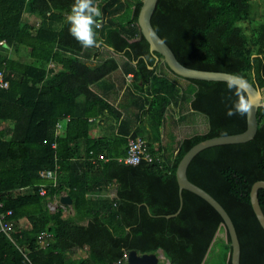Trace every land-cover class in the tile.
Here are the masks:
<instances>
[{
    "label": "trees",
    "instance_id": "1",
    "mask_svg": "<svg viewBox=\"0 0 264 264\" xmlns=\"http://www.w3.org/2000/svg\"><path fill=\"white\" fill-rule=\"evenodd\" d=\"M260 1L264 4V0H159L152 25L183 65L244 77L262 90L264 101V8L261 17L254 18ZM73 3L0 0V41L5 40L7 47L28 46L33 58L42 63L53 59L63 66L47 75L32 64L0 58V70L10 80V87L0 90V125L5 122L12 129L6 137L0 128V211L12 210L10 219L15 222L10 234L0 232V264H117L131 250L162 251L170 264H232L226 259L232 251L230 236L217 239L224 220L205 199L183 190L180 212L168 216L181 207L176 176L181 159L201 141L244 132L247 114L227 113L241 95L248 100L247 93L233 83L173 73L160 54L150 51L141 33L138 17L143 0H96L102 26L95 29V57L103 48L122 55L127 60L125 70L134 73L135 85L141 82L150 88L144 99L135 96V119L142 122L134 126L133 120L123 118L119 108L92 89L119 64L114 57L95 65L80 58L85 48L69 34L67 22ZM25 12L41 18L35 34L22 21ZM55 18L64 22L63 27L51 24ZM251 44L255 49L249 55ZM7 47L0 45L3 50ZM186 103L192 112L206 116L207 131L180 140L171 135L163 141L167 114L174 106L183 111ZM102 117L117 122L118 127L113 125L117 133L90 137L94 123L89 119ZM257 118L258 131L252 140L208 147L187 170L189 180L230 215L241 245V264H264V229L250 198L253 184L264 181V106ZM63 127L65 134L58 135ZM138 137L146 141L147 153L154 159L149 162L143 157L136 165L120 160L127 155L129 140ZM98 155L108 160H90ZM56 168L59 184L48 195L68 188L74 215L65 216L62 208L50 213L37 188L27 195L15 193L42 182V170ZM111 186L116 190L114 200L88 197ZM258 197L264 212V189H259ZM22 218L29 219L30 229H20ZM41 233L54 238L44 248L38 242ZM220 241L223 252L216 256L214 246ZM21 247L30 262L24 261ZM74 250L78 258L72 255Z\"/></svg>",
    "mask_w": 264,
    "mask_h": 264
},
{
    "label": "crops",
    "instance_id": "2",
    "mask_svg": "<svg viewBox=\"0 0 264 264\" xmlns=\"http://www.w3.org/2000/svg\"><path fill=\"white\" fill-rule=\"evenodd\" d=\"M22 21L33 27V31H32L33 34L36 33V30H38V28L41 25V18L29 12H25L23 14ZM63 23H64L63 21H60L58 18H55L53 19V23L51 24L55 25L56 29H59L63 27ZM0 45L3 47H7L5 40H1ZM56 51L59 53H62L64 56L69 55L68 52L60 51L58 49ZM97 52L98 50L95 48L84 49V51L80 55V58L86 63L95 65L107 58L114 57L119 64V68L113 74L103 78L102 80L94 84L92 86V89L102 98L107 100L110 104H113L115 107L119 108L122 111L123 118H129L133 120L134 126L139 125L142 121L135 119L138 111L134 107L133 101L136 100V97L137 98L142 97L143 99L147 97L149 93V89H150L149 86L146 84L143 85L141 82L139 86L135 85L136 82L134 81V73L131 70H128V71L125 70L124 65L127 62V60L122 55L114 54L111 50L107 48H103L101 51H99L100 55L98 57H95V54ZM0 58H4L16 64H24V65L32 64L35 67L43 69L47 73V75L51 71L58 72L63 68L62 64H60L58 61H55L53 59L48 62L42 63L41 60H37L31 56L30 47L19 45V44L9 45L5 50L0 48ZM130 67L131 65H129V68ZM3 71L5 73L4 69ZM5 79L8 80L9 86L7 88H0V90H7L10 87V80L7 79L6 76H5ZM128 89H130L132 92L129 95L126 93ZM181 113L182 115H180ZM185 113L186 112L185 111L183 112L182 110H180L179 107L174 106L172 109V112L167 114L166 120L164 122V127L162 130L163 141H168L171 135H174L176 137V140L179 139L177 137L176 132H173V130L171 129H173V127L176 129L179 126V121L180 119H182V116H184ZM89 120L94 123L89 130V136L92 138L110 137L112 134L117 133L118 128H115V129L113 128L114 123L111 118L109 120L104 117L90 118ZM116 123L114 126H117ZM167 127H169L168 135L165 132V129ZM0 128L6 131V137L11 136L12 129L9 127L7 123L3 122L0 125ZM59 134L61 135L65 134V127H63L61 131H59ZM154 147L156 149L159 147L158 142L154 143ZM41 179L43 181L36 184L35 186L21 188V189L16 190L15 191L16 195L17 194H21V195L31 194L34 192L35 188H37V191L39 194V186L42 184H46L49 186L48 193L44 196L40 194L39 195L46 199V207L48 211L52 213L51 207L56 206L57 210L58 208H62L64 210L65 216L74 215L75 214L74 202L69 194V189L64 188L59 193L53 196H50L48 194L49 192H51L52 188L54 189L58 187V184H59L58 177L56 180V184H54V181L52 180H47L42 177ZM65 196H68L71 198L70 204H65L61 201V197H65ZM88 197L93 200H100L103 198L107 200H114V198L116 197V190L114 186H111V188H109V190H106V191H102V192L94 191ZM18 224L20 225V229L22 230L31 228V223L28 218H22L18 220ZM222 229L225 230V228L221 227V229L217 233V238L219 235L222 234ZM225 238L227 239V233H226ZM45 239H46L44 242L45 245L43 247L39 243L40 248H44L45 246L49 245L54 240L53 235L51 233H47V237ZM20 250H23L24 252H26V250L23 249L22 247L20 248ZM160 253L164 256L162 251H160ZM85 254L86 252H84V255ZM72 255L75 258H78V250H74L72 252ZM85 256H87V254ZM159 264L161 263L159 262Z\"/></svg>",
    "mask_w": 264,
    "mask_h": 264
},
{
    "label": "water",
    "instance_id": "3",
    "mask_svg": "<svg viewBox=\"0 0 264 264\" xmlns=\"http://www.w3.org/2000/svg\"><path fill=\"white\" fill-rule=\"evenodd\" d=\"M159 0H143L141 10L139 12L138 24L142 35L147 40L150 45V51L152 53L160 54L169 69L176 75L187 78V79H199L207 81H225L233 83L243 89L248 95V101L251 104L249 113H247V129L239 134L218 136L206 139L194 145L181 159L176 176L179 184L180 194H181V207L179 211L171 216H176L180 212L183 200L182 192L183 190L191 191L208 203H210L222 216L224 224L222 227L225 228L227 236H230L232 251L229 255L232 264H241V245L238 238L236 227L224 207L207 191L192 183L187 175L188 167L193 160V158L202 150L224 144H234V143H245L252 140L258 131V109L264 106L263 93L262 90L254 86L246 78L227 72L218 71H207L198 70L186 67L183 65L174 54L173 50L169 45L159 36L152 25V16L156 9ZM157 61L158 56L155 54ZM264 189V181H257L253 184L250 198L254 209V212L264 229V212L261 208L260 200L258 197L259 189ZM61 201L65 204L71 203V198L68 196L61 197ZM160 256L158 253H144L139 254L136 250H131L128 253L127 264H159Z\"/></svg>",
    "mask_w": 264,
    "mask_h": 264
},
{
    "label": "clouds",
    "instance_id": "4",
    "mask_svg": "<svg viewBox=\"0 0 264 264\" xmlns=\"http://www.w3.org/2000/svg\"><path fill=\"white\" fill-rule=\"evenodd\" d=\"M102 16L96 0H74L71 6V12L67 17L70 25L69 34L81 45L82 48H94L98 46L97 34L95 29H99L102 24L98 19ZM251 108L250 102L240 96L239 102L230 109L227 115L232 116L239 114L241 116L249 113Z\"/></svg>",
    "mask_w": 264,
    "mask_h": 264
},
{
    "label": "built area",
    "instance_id": "5",
    "mask_svg": "<svg viewBox=\"0 0 264 264\" xmlns=\"http://www.w3.org/2000/svg\"><path fill=\"white\" fill-rule=\"evenodd\" d=\"M9 86L8 80L5 79L4 72L0 70V88H7ZM58 128L60 129V125L58 124ZM60 131V130H59ZM58 131V135L59 134ZM145 157L149 162H151L154 157L147 153V147H146V141L142 137H138L137 139H130L128 143V152L127 155L120 159L123 160L127 164H133L136 165L141 162L142 158ZM90 160H92L94 163H96V160H108L103 155H98L90 157ZM40 175L42 178L47 180L54 181V184H56V180L58 177V170L56 169H49V170H43L40 172ZM48 185L42 184L39 186V194L44 196L48 193ZM3 208V204L0 202V210ZM57 211L56 206L51 207V212L54 213ZM13 216L12 210H7L6 212L0 211V232H4L6 234H10L12 231H14L15 222L11 220L10 218ZM47 237V233H41L38 237V242L43 247L45 244V238ZM22 254L24 256L25 262H30L28 253L24 252L23 250ZM128 254L124 257L123 260L118 261L117 264H127Z\"/></svg>",
    "mask_w": 264,
    "mask_h": 264
},
{
    "label": "rangeland",
    "instance_id": "6",
    "mask_svg": "<svg viewBox=\"0 0 264 264\" xmlns=\"http://www.w3.org/2000/svg\"><path fill=\"white\" fill-rule=\"evenodd\" d=\"M263 8H264V4H263L262 1H260L259 2V9H257V13L254 16V18L261 17ZM254 49L255 48H254V46H252V44L249 45L248 48H247V53L250 55L251 53H253ZM184 111L186 112L184 114L185 118H183L184 117L183 116L182 117L183 120L180 119L179 126L176 129L174 127H173V129H171V130H173V132H176L177 137L179 138L178 140H180L182 137H185V136H187V137L191 136V135H193L196 132H205V131H207V129H208V119L206 118V116H204L203 114H200V113L192 112L188 103H186L184 105L183 112ZM180 115H182V113ZM168 129H169V127H167L165 129V132H166L167 135L169 134ZM225 237H226V232H225V230L222 229V234L219 235L217 239L222 241V240L226 239ZM221 241H220V243L218 242L219 244L215 243L214 249H217V251L215 252L216 256L219 255L221 253L220 251L223 250L221 248L222 247ZM158 254L160 256V263L161 264H170L169 260H167L160 252H158ZM226 259L227 260L229 259V253L228 252H227V255H226Z\"/></svg>",
    "mask_w": 264,
    "mask_h": 264
}]
</instances>
